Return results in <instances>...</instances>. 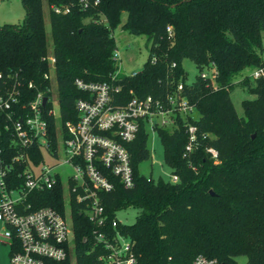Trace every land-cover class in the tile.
<instances>
[{"label": "trees", "instance_id": "obj_1", "mask_svg": "<svg viewBox=\"0 0 264 264\" xmlns=\"http://www.w3.org/2000/svg\"><path fill=\"white\" fill-rule=\"evenodd\" d=\"M92 1L82 8L77 0H20L21 22L0 25V72L16 75L19 102L49 86L42 78L47 71L42 58L50 55L59 120L74 121V101L83 92L73 80L103 81L115 71L112 31L119 26L129 34L145 36L148 56L141 69L118 80L123 98L162 97L180 82L181 95L197 112L192 122L198 144L183 156L181 122L171 130L156 129L163 162L177 180L145 176L137 170L148 157L146 133L140 127L127 144L132 185L123 187L110 176L111 190L99 194L104 213L110 219L117 210L136 209L131 224L117 226L132 242L135 264H191L196 255L217 264H236V256H244L245 264H264V73L252 83L242 76L240 85L253 95L240 102L242 117L229 98L239 71L264 67L259 56L264 0H97L95 5ZM52 6L65 11L54 12ZM151 55L154 63L149 62ZM182 58L198 70L190 82H185ZM203 70H213V78H201ZM44 95L49 97L48 92ZM50 106L51 102L45 108ZM45 118L53 130V117ZM205 146L216 150V160L204 151ZM38 196L34 206L61 212L57 188ZM71 224L75 264H94L95 254L86 251L90 242L82 241L91 225L74 204Z\"/></svg>", "mask_w": 264, "mask_h": 264}, {"label": "built area", "instance_id": "obj_2", "mask_svg": "<svg viewBox=\"0 0 264 264\" xmlns=\"http://www.w3.org/2000/svg\"><path fill=\"white\" fill-rule=\"evenodd\" d=\"M77 1L82 8L87 5V0ZM51 8L54 12L65 11ZM111 59L116 68L106 80H73L83 92L74 101V121L60 122L59 113L55 120L51 88V81L55 85L54 60L50 55L42 58L47 64L42 78L49 86L44 91L37 90L25 103L19 102L21 91L16 75L0 72V242L8 246L9 264H46L47 260L64 259L75 264L72 204L91 225L89 236L82 241L90 242L86 251L95 254L94 264H135L132 242L117 229L123 223L114 214L107 218L99 194L111 190L110 176L123 187L132 185L127 144L140 127L148 138L156 135V129L171 130L180 121L185 133L182 155L188 156L197 147V128L192 122L197 112L181 95V83L162 97L146 94L124 99L118 80L120 76L132 77L137 71H122L116 47ZM149 62H155L153 55ZM213 73L210 70L208 76V70H203L199 76L213 78ZM263 73L264 67L255 68L251 77ZM26 86L31 87V82ZM49 102L51 106L45 108ZM47 116L54 119L53 130ZM204 151L216 160L214 148L205 146ZM167 180L175 182L177 177L170 171ZM55 188L61 195V212L51 206H34L40 192ZM191 264L217 263L196 255Z\"/></svg>", "mask_w": 264, "mask_h": 264}, {"label": "rangeland", "instance_id": "obj_3", "mask_svg": "<svg viewBox=\"0 0 264 264\" xmlns=\"http://www.w3.org/2000/svg\"><path fill=\"white\" fill-rule=\"evenodd\" d=\"M42 13L45 31L48 35L49 27L47 20V8L44 2L42 3ZM23 15L24 11L20 4V0H0V25L20 23ZM112 36L114 38L115 47L120 54L122 71L124 73H128L130 71H139L143 62L148 56L149 44L145 39V36L129 34L126 31L121 30L119 26H117L112 31ZM260 42L261 51L259 56L261 61L264 62V30L260 33ZM180 65L185 73V82L192 81L194 76L198 74L197 68L190 60L182 58L180 60ZM254 69L255 68H244L233 77V82L236 81V85L229 92V98L232 102L236 115L239 117L243 116L240 102L242 100H249L253 98V95L248 94L246 89L240 85V81L242 76L247 75L250 83H252V80L255 78L251 77V72ZM209 73L210 70H208V76ZM51 88L52 93L55 96L56 91L54 81H51ZM52 109L55 114V120H57L58 107L55 99H53L52 102ZM146 149L148 150V157L138 164V172L145 176L149 175L152 178H155L159 175L166 179L170 170L163 162L162 147L155 134H153L152 137L147 138ZM135 214L136 209L128 206L126 208L117 210L114 213V216L123 224H131L134 220ZM8 251L7 244L0 242V264H9ZM234 260L236 264H245L244 256H236Z\"/></svg>", "mask_w": 264, "mask_h": 264}, {"label": "water", "instance_id": "obj_4", "mask_svg": "<svg viewBox=\"0 0 264 264\" xmlns=\"http://www.w3.org/2000/svg\"><path fill=\"white\" fill-rule=\"evenodd\" d=\"M44 100H45V98L43 97L42 100H41V102L44 103ZM208 193H209L210 195H212V192H211L210 190L208 191Z\"/></svg>", "mask_w": 264, "mask_h": 264}]
</instances>
